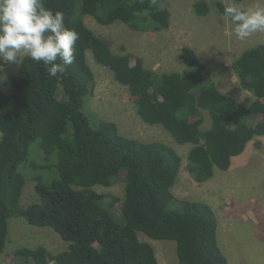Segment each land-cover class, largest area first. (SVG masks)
Instances as JSON below:
<instances>
[{"label":"trees","instance_id":"16d2710c","mask_svg":"<svg viewBox=\"0 0 264 264\" xmlns=\"http://www.w3.org/2000/svg\"><path fill=\"white\" fill-rule=\"evenodd\" d=\"M46 6L64 13L79 40L74 63L60 79L50 77L42 62L24 56L6 80L8 91L0 86V254L10 218L25 217L33 225L52 227L69 243L58 253L44 245L15 251L31 264H47L46 257L56 264H160L154 245L142 240L141 232L175 240L177 264H228L210 203L186 200L181 208H171L182 165L177 149L160 140L126 136L116 122L91 118L86 102L95 89V73L89 56L128 87L142 120L163 126L180 144H192L187 167L195 182L204 183L217 169L228 170L250 141L264 135V41L233 61L241 85L256 97L243 110L237 98L218 87L189 44L180 53L184 70L160 72L115 52L84 19L89 14L104 25L121 21L139 31L168 29L171 14L159 0H46ZM212 10L207 0L194 3L198 16ZM204 111L211 120L206 129ZM260 113L261 121L249 123L248 116ZM35 140L50 178H33L39 199L24 207L22 172L41 165L28 159ZM115 177L125 182L120 218L112 212L118 198L110 201L96 189Z\"/></svg>","mask_w":264,"mask_h":264},{"label":"rangeland","instance_id":"374dc122","mask_svg":"<svg viewBox=\"0 0 264 264\" xmlns=\"http://www.w3.org/2000/svg\"><path fill=\"white\" fill-rule=\"evenodd\" d=\"M159 1L161 7L169 10L171 14V25L168 29L139 31L121 21L104 25L89 14L84 15V19L115 52L130 54L133 64L139 58L145 67L160 72L184 70L186 65L180 53L182 46L189 44L205 62L207 72L211 73L222 91L237 98L243 110L253 103L255 95L246 92L248 90L243 88L238 78H232L233 61L247 48L263 42L264 33L253 34L243 41L236 39L232 25L222 18L220 4L224 6L226 0H207L213 7L207 16H198L194 12V3L197 0ZM23 58L22 55L20 63ZM89 62L95 73V89L86 102V110L91 118L94 121L104 119L116 122L121 133L126 136L142 141L160 140L175 147L182 157V165L173 187L176 200L171 208H181L182 202L186 200L210 203L218 215V240L223 251L225 246L222 239L229 235L228 249L231 252L227 251V254L230 263L237 264V259H240L243 264H264V135H258L250 141L246 150L233 158L228 170L217 169L213 178L197 183L187 167L188 151L192 144H180L163 126L142 120L130 98L128 87L118 82L113 72L97 63L91 55ZM19 64L4 63L0 69V86L4 91H8V76ZM201 116L204 120L202 128L206 129L211 124L210 117L205 111ZM262 117L261 113L252 114L247 119L255 125ZM1 137L0 132V139ZM28 159L41 165L37 168L33 165L22 172L26 178L21 199L24 207L39 199L36 180L33 178L40 174L45 180L50 178V173L45 171L48 164H44L46 158L39 140L32 142ZM96 189L110 201L113 196L118 198L112 212L120 218L125 196L123 178H112L108 184L97 185ZM243 217L248 219L241 220ZM140 237L154 245L160 264H177L175 240L154 239L142 232ZM40 245L58 253L66 249L69 243L52 227L33 225L25 217H12L9 220L6 248L0 254V264H31L32 262L16 256L15 251L22 247L35 248Z\"/></svg>","mask_w":264,"mask_h":264},{"label":"clouds","instance_id":"9594fccd","mask_svg":"<svg viewBox=\"0 0 264 264\" xmlns=\"http://www.w3.org/2000/svg\"><path fill=\"white\" fill-rule=\"evenodd\" d=\"M222 18L238 40L264 33V0H226ZM78 40L64 13L47 7L46 0H0V69L4 63L18 65L23 55L42 62L50 77L60 79L74 63ZM46 262L56 264L52 258Z\"/></svg>","mask_w":264,"mask_h":264},{"label":"crops","instance_id":"0c3cea01","mask_svg":"<svg viewBox=\"0 0 264 264\" xmlns=\"http://www.w3.org/2000/svg\"><path fill=\"white\" fill-rule=\"evenodd\" d=\"M232 78H238L237 76H236V74H235V71H234V69L232 68ZM239 79V78H238ZM246 92H249L250 93V91H246ZM250 94H252V93H250ZM249 218H252V216H250ZM241 220H247L248 218H246V217H243V218H240ZM223 242H222V244L225 246V251H224V253L226 254V256H227V258H228V264H231L230 263V261H229V257H228V252H231L228 248V246H229V235H226L223 239ZM228 251V252H227ZM240 262H242L240 259H237V264L239 263V264H243V263H240Z\"/></svg>","mask_w":264,"mask_h":264}]
</instances>
